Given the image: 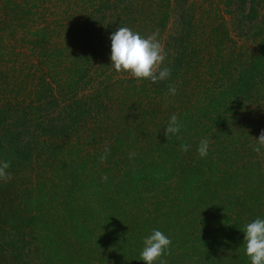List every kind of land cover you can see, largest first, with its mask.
Returning a JSON list of instances; mask_svg holds the SVG:
<instances>
[{
    "label": "trees",
    "instance_id": "obj_1",
    "mask_svg": "<svg viewBox=\"0 0 264 264\" xmlns=\"http://www.w3.org/2000/svg\"><path fill=\"white\" fill-rule=\"evenodd\" d=\"M207 1L0 0V160L11 174L0 180V264H143L153 229L172 240L167 264H249L243 227L264 218L253 151L264 0ZM220 4L249 45L230 38ZM122 26L158 31L167 79L111 68ZM173 114L183 127L165 136Z\"/></svg>",
    "mask_w": 264,
    "mask_h": 264
},
{
    "label": "clouds",
    "instance_id": "obj_2",
    "mask_svg": "<svg viewBox=\"0 0 264 264\" xmlns=\"http://www.w3.org/2000/svg\"><path fill=\"white\" fill-rule=\"evenodd\" d=\"M158 31L142 36L139 32L127 26H122L113 31L110 36V66L117 73H124L137 81H150L156 83L170 76V69L162 66L166 60V51L161 43ZM170 95L176 94L175 86L168 88ZM182 122L173 114L169 117L164 128L165 136H177L182 129ZM255 140L253 151L260 153L264 150V130ZM182 150L187 151L188 145H182ZM107 149L105 152L107 153ZM201 158L209 152V140L201 139L197 147ZM106 157H101L105 159ZM10 162L0 160V180L11 178L7 171ZM142 249L139 261L143 264H167L165 257L171 251V238L159 229L142 239ZM244 254L249 264H264V218H256L243 227Z\"/></svg>",
    "mask_w": 264,
    "mask_h": 264
},
{
    "label": "rangeland",
    "instance_id": "obj_3",
    "mask_svg": "<svg viewBox=\"0 0 264 264\" xmlns=\"http://www.w3.org/2000/svg\"><path fill=\"white\" fill-rule=\"evenodd\" d=\"M211 0H208L206 3L207 5H209V2ZM215 3H217V0H212ZM197 4H199L200 2L196 1ZM213 7L215 9H218L220 11V14L222 16V19L225 23V25L227 26V29L229 31V35H230V38L236 43V45H242V46H246V45H249L250 44V41L251 39L243 33V30H237L235 28V24H234V27H233V21L235 18H237L236 16L232 17L227 13L226 9L224 8V6L222 4L218 5L217 7H215L213 5ZM260 13H263L264 12V3L261 4V7H260V10H259ZM178 24L177 20H176V16H172L170 22H169V25H168V28H167V32L165 33V37L169 36V35H173L174 32H177V29H175L176 25ZM175 29V30H174ZM164 37V38H165ZM257 114V112H256ZM258 117V116H256ZM261 162L263 164V167H264V150H263V153H262V157H261Z\"/></svg>",
    "mask_w": 264,
    "mask_h": 264
}]
</instances>
